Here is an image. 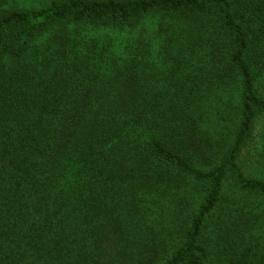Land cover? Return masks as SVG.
Listing matches in <instances>:
<instances>
[{
	"label": "trees",
	"instance_id": "trees-1",
	"mask_svg": "<svg viewBox=\"0 0 264 264\" xmlns=\"http://www.w3.org/2000/svg\"><path fill=\"white\" fill-rule=\"evenodd\" d=\"M4 3L0 264H264V180L239 165L264 119V0ZM152 16L164 73L141 44L66 32ZM219 107L224 144L207 128Z\"/></svg>",
	"mask_w": 264,
	"mask_h": 264
},
{
	"label": "rangeland",
	"instance_id": "rangeland-1",
	"mask_svg": "<svg viewBox=\"0 0 264 264\" xmlns=\"http://www.w3.org/2000/svg\"><path fill=\"white\" fill-rule=\"evenodd\" d=\"M52 0H5L4 7L5 8H17V9H39L46 7ZM235 0H230L233 4ZM167 22L162 20L160 17L152 16L146 17L139 21L133 28L125 29L123 31H117L113 29H103V28H92V27H71L67 30V34L71 37H76L82 41H89L90 39H111L114 41V51L117 54H123V51L120 49L125 45H133L135 48L137 43L143 45L150 51L151 57L156 60L155 69L160 70L161 73H164L167 70L165 67V63H159L156 58V53L159 52V47L161 42L166 39V36L162 35V30L167 28ZM46 37H43L44 40ZM120 47V48H119ZM204 56L203 51H201L198 56ZM203 59V57H199ZM197 58V59H199ZM204 60V59H203ZM160 68V69H159ZM160 79H166L165 77H158ZM264 85V79H261L258 84V89L261 93ZM231 89L227 93H223L222 99L225 101H231L232 103L235 101V96L231 95ZM212 103H217V99H215ZM231 104V103H230ZM216 114V118H223L222 121H218L216 124L211 122V125H208V131L214 135V138H218V140L222 141L224 144L227 140V137H222L230 128L231 124L234 123L232 118L233 115V107H219L214 111ZM206 128V126H205ZM218 130L221 132L218 133ZM239 165L242 170L250 177L260 178L264 180V119H259L256 123L254 134L252 137V142L244 149V153L239 160ZM231 189L227 186V193L231 195ZM233 190V189H232ZM219 211H216L214 217L209 219L205 232L203 235V239L209 245L210 257L215 262L217 257V245L216 242L220 239H216V235H219V223L221 222V218L219 217ZM220 229V228H219Z\"/></svg>",
	"mask_w": 264,
	"mask_h": 264
}]
</instances>
